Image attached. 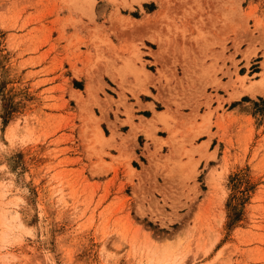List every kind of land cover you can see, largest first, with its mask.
Instances as JSON below:
<instances>
[{"label": "rangeland", "instance_id": "rangeland-1", "mask_svg": "<svg viewBox=\"0 0 264 264\" xmlns=\"http://www.w3.org/2000/svg\"><path fill=\"white\" fill-rule=\"evenodd\" d=\"M141 1L0 0V264H264V0L162 1L145 127Z\"/></svg>", "mask_w": 264, "mask_h": 264}, {"label": "crops", "instance_id": "crops-1", "mask_svg": "<svg viewBox=\"0 0 264 264\" xmlns=\"http://www.w3.org/2000/svg\"><path fill=\"white\" fill-rule=\"evenodd\" d=\"M162 1L163 0H142L139 4H132L131 9H124V12L127 13H122L121 9L123 8H119V16L121 17L120 23L127 22L135 25L133 31L126 32V34L129 35V38H131L132 40V46L130 47V53L128 54V56L131 57V54H133L136 59L139 56L140 59L146 63V65L144 66L145 70L151 75V77H148L146 80L144 79L145 81L137 80L132 76L124 78L127 87L133 92L134 95L133 96L129 92H124V96L127 98V104L132 105V110L134 111L133 116L136 119L133 122L136 125H144V127L148 124H144L143 121L139 120L140 118L144 121L153 119L154 114L166 110H157V104L162 105V101L172 102V100L175 99L174 90L170 89V87H166L165 81L163 79H160L157 73L152 72L147 68V64H149L152 65L155 69H162V64L164 61L161 49L158 46L159 36L155 35L150 31L148 21V19L155 18L156 14L163 9L164 5L162 4ZM107 6L109 7V11L107 12H110V6L108 4ZM133 13H137L138 16L132 15ZM113 43L120 48L122 41L116 40L113 41ZM119 48H117V50ZM128 61L131 64L135 62L137 67L141 68L137 61ZM116 64L117 66L121 67L123 63L116 62ZM124 66L125 68H127V64H125ZM111 88L114 90L115 93V95H112V97L117 100L118 94L121 91L116 85L114 87L111 86ZM205 92L206 94H214L212 91L209 90V88H207ZM174 108L175 107L172 106L171 110H174ZM121 110L122 109H120V111ZM227 113L234 115L236 113V109L230 110ZM154 126L157 129V131L155 132L156 137H159L158 132L161 130V126L159 123H155ZM126 132L128 133L129 129H127ZM140 135V133H137L136 138H138ZM212 142L213 141L211 140L210 144H212Z\"/></svg>", "mask_w": 264, "mask_h": 264}, {"label": "bare ground", "instance_id": "bare-ground-1", "mask_svg": "<svg viewBox=\"0 0 264 264\" xmlns=\"http://www.w3.org/2000/svg\"><path fill=\"white\" fill-rule=\"evenodd\" d=\"M264 80H261L260 82H257V83H254L252 84L251 86H248V90L252 93H255L257 90H256V85L257 84H262ZM101 137H103V135H101Z\"/></svg>", "mask_w": 264, "mask_h": 264}]
</instances>
